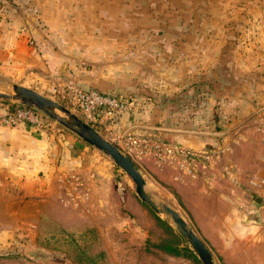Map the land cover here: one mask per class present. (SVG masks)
I'll list each match as a JSON object with an SVG mask.
<instances>
[{"label": "rangeland", "instance_id": "374dc122", "mask_svg": "<svg viewBox=\"0 0 264 264\" xmlns=\"http://www.w3.org/2000/svg\"><path fill=\"white\" fill-rule=\"evenodd\" d=\"M15 83L64 105L57 85L127 98L129 113L135 109L137 118L161 125L230 128L264 107V0H0V90L11 93ZM12 104L18 103L0 98V108ZM43 116L48 131L68 133L86 148L80 178H73L80 196L60 207L51 194L42 215L24 219L0 207V264H202L179 242L170 217L137 196L109 155ZM106 164L110 177L98 171L93 191L85 173ZM30 170L44 175L41 167ZM65 185L58 195L69 201L71 184ZM28 194L21 203L40 197ZM196 232L215 264H264L254 239L225 243L218 233ZM167 243L187 244L195 256L173 254L161 247Z\"/></svg>", "mask_w": 264, "mask_h": 264}, {"label": "crops", "instance_id": "0c3cea01", "mask_svg": "<svg viewBox=\"0 0 264 264\" xmlns=\"http://www.w3.org/2000/svg\"><path fill=\"white\" fill-rule=\"evenodd\" d=\"M133 111L122 116L124 127L159 134L198 153V175L192 181L178 177L168 167L156 165L150 158L136 162L154 199L174 207L195 232L202 230L207 238L211 232L218 233L225 243L235 238L254 239V253L264 254V107L245 114L240 122L235 119L230 128H218L215 124L214 129L208 130L196 128L194 124L180 128L149 122L137 118ZM48 125L37 128L26 123L0 124V178H5L0 179V191L10 195L0 197L4 201L0 207L4 206V212L14 219H24L33 213L42 215L47 209L45 202L52 201L51 194L55 193V203L60 200V207L66 205L63 201L67 203L80 196L77 186L80 182L73 178H80L78 165L86 148L68 133L57 135L55 131H48L52 129ZM204 156L210 157V163L203 160ZM92 158L105 161L97 153ZM106 166V169L87 167L85 174L90 176L93 191L100 179L98 171L102 172V178L105 170L110 177ZM27 167L29 170H24ZM39 167L44 175L30 170ZM67 181L71 184L69 201L58 195L59 187ZM36 191L38 200L21 203L28 193ZM31 205L38 207L36 212ZM259 248L262 250L258 251Z\"/></svg>", "mask_w": 264, "mask_h": 264}, {"label": "built area", "instance_id": "2783aa9c", "mask_svg": "<svg viewBox=\"0 0 264 264\" xmlns=\"http://www.w3.org/2000/svg\"><path fill=\"white\" fill-rule=\"evenodd\" d=\"M53 91L65 101V106L75 108L84 120L130 156L135 164L143 158H150L156 165L172 169L180 178L196 179L198 153L194 148L153 132L129 130L122 125V116L132 110L133 105L127 98L95 88L70 85H57ZM43 115L41 111L25 105L13 109L6 106L0 108V124L26 123L42 128L46 126ZM203 160L210 163L209 156H204Z\"/></svg>", "mask_w": 264, "mask_h": 264}, {"label": "water", "instance_id": "95a60500", "mask_svg": "<svg viewBox=\"0 0 264 264\" xmlns=\"http://www.w3.org/2000/svg\"><path fill=\"white\" fill-rule=\"evenodd\" d=\"M0 98H10L16 100L20 105L41 111L71 129L89 144L109 155L130 177L134 183L137 196L156 213H165L170 217L175 229L197 254L202 264H215L207 244L182 215L169 203H159L146 189L145 179L132 158L105 138L93 125L64 104L22 84H13L11 93L0 90Z\"/></svg>", "mask_w": 264, "mask_h": 264}, {"label": "trees", "instance_id": "16d2710c", "mask_svg": "<svg viewBox=\"0 0 264 264\" xmlns=\"http://www.w3.org/2000/svg\"><path fill=\"white\" fill-rule=\"evenodd\" d=\"M20 104H12L10 107L13 109L17 106H19ZM124 116V115H123ZM159 220L163 223V225L165 226V228H167L168 230H170L174 235L176 234L174 228L171 226V224H169L167 221L162 220V218L159 217ZM177 237L179 238V242L180 241H184L183 238L179 235L176 234ZM163 246H161L163 249L173 253V254H189L192 256H195V253L191 252L189 246L186 244L183 246V248H180L177 244H172V243H167V244H162Z\"/></svg>", "mask_w": 264, "mask_h": 264}]
</instances>
